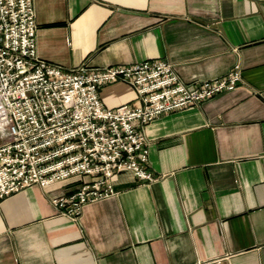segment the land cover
Instances as JSON below:
<instances>
[{"label": "crops", "instance_id": "crops-1", "mask_svg": "<svg viewBox=\"0 0 264 264\" xmlns=\"http://www.w3.org/2000/svg\"><path fill=\"white\" fill-rule=\"evenodd\" d=\"M37 51L73 69L167 59L187 83L244 84L158 117L145 130L144 183L115 175L117 194L73 220L51 198L83 178L26 188L0 202V264H264V0H34ZM108 108L134 103L123 82ZM4 141L0 137V146Z\"/></svg>", "mask_w": 264, "mask_h": 264}, {"label": "built area", "instance_id": "built-area-1", "mask_svg": "<svg viewBox=\"0 0 264 264\" xmlns=\"http://www.w3.org/2000/svg\"><path fill=\"white\" fill-rule=\"evenodd\" d=\"M35 9L34 0H0V202L34 185L81 177L75 192L51 198L77 220L87 204L117 194L113 178L122 171L147 184L160 179L149 167L150 122L244 84L240 64L192 83L167 59L64 69L38 54ZM117 82L131 85L137 99L108 108L100 91Z\"/></svg>", "mask_w": 264, "mask_h": 264}]
</instances>
